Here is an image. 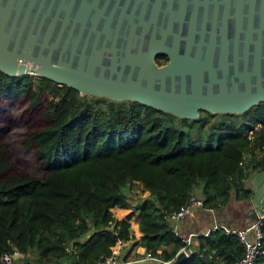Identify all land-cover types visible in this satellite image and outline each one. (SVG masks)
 <instances>
[{"label": "trees", "instance_id": "16d2710c", "mask_svg": "<svg viewBox=\"0 0 264 264\" xmlns=\"http://www.w3.org/2000/svg\"><path fill=\"white\" fill-rule=\"evenodd\" d=\"M168 61L166 54L156 58L159 65ZM5 103L23 111L21 122L0 113V264L16 249L23 264L106 259L119 240H133L135 211L119 220L113 209L132 208L135 185L149 195L137 201L143 236L125 258L142 246L162 260L144 264H171L184 242L168 214L198 190L205 206L215 209L250 200V175L264 171V101L251 106L245 132L234 122L222 124L219 129L231 133L216 145L193 137L194 130L203 134L214 112L187 118L139 100H89L81 89L48 76L34 83L31 74L0 71ZM17 126L23 128L22 145L46 164L42 173L32 174L14 156L6 136ZM196 239L197 248L193 242L190 257L179 264H233L243 256L237 235L216 230Z\"/></svg>", "mask_w": 264, "mask_h": 264}, {"label": "water", "instance_id": "95a60500", "mask_svg": "<svg viewBox=\"0 0 264 264\" xmlns=\"http://www.w3.org/2000/svg\"><path fill=\"white\" fill-rule=\"evenodd\" d=\"M0 71L182 117L241 111L264 101V0H0ZM250 180L264 215V171Z\"/></svg>", "mask_w": 264, "mask_h": 264}, {"label": "built area", "instance_id": "2783aa9c", "mask_svg": "<svg viewBox=\"0 0 264 264\" xmlns=\"http://www.w3.org/2000/svg\"><path fill=\"white\" fill-rule=\"evenodd\" d=\"M199 209H205L212 214L214 218L213 225L210 226L205 233L183 232L180 229L181 221L185 217L194 214ZM167 219L169 224L173 228L175 235L181 238L184 242V246L179 250V252L181 250H185L189 256L192 252L193 242L197 237L209 236L211 232L216 230H222L226 235H237L239 237L240 242L244 247V252L243 256L234 261L233 264H257L259 258L264 256V215H258L255 220H253V222H251L246 227H231L218 222L215 216V208L206 207L204 204V200L201 197L193 195L179 209L168 214ZM128 242L119 240L117 244L112 248V254L106 259L99 260L96 264H144L149 260L162 261L160 258L153 256L150 252L147 251L143 256L140 257L130 256L128 258H125L126 249L124 248L126 247ZM21 256H23V253L17 249L13 252H7L2 256V263L15 264L16 260ZM173 260H171L170 263Z\"/></svg>", "mask_w": 264, "mask_h": 264}, {"label": "rangeland", "instance_id": "374dc122", "mask_svg": "<svg viewBox=\"0 0 264 264\" xmlns=\"http://www.w3.org/2000/svg\"><path fill=\"white\" fill-rule=\"evenodd\" d=\"M156 61V60H155ZM33 76L34 83H37L38 75L31 74ZM83 94L86 96L89 100H98V98H109L114 99L112 96L104 95V94H96L89 91L83 90ZM116 100V99H115ZM126 100V99H124ZM251 107H247L244 110L241 111H226V112H216L215 117L210 121L208 126L203 130V134L201 135L199 131L194 130L193 131V137L198 143H209L213 141V144L216 145L218 141V137L220 136H227L231 132L230 131H224L220 130V126L222 124L231 125L232 122L235 123V126L239 129V132H245L243 128L248 125V122L251 118ZM202 109L198 110L201 111ZM2 111H7L12 117H14L17 121L21 122V114L23 111V106L14 107L10 103L0 104V113ZM172 113V111L170 112ZM175 114V112L173 113ZM231 114V115H229ZM243 114V115H241ZM177 115V114H175ZM178 116V115H177ZM182 117V116H178ZM187 118H191L188 116H184ZM23 128L20 126H17L14 130L9 132L6 136L7 142L9 143L13 154L15 157L19 158L24 165H26L29 169V171L32 174H39L46 170V164L44 162L39 161L36 158V155L32 149L26 148L22 145V137H23ZM215 135L213 138L211 136ZM214 139V140H213ZM250 157L247 155L245 157V163L249 162ZM143 187V186H142ZM141 185H135L133 186L132 190L136 197H132V200L130 201L132 210L137 209V201L138 199H141L148 194L147 191H144L142 189ZM196 196L197 193L195 194ZM243 201V202H241ZM238 201L236 199L231 201V206L234 207L236 210L240 209H248L251 205V199L250 200H241ZM115 215L117 216V209H113ZM252 211L253 208H252ZM132 212V211H131ZM255 212V211H254ZM128 216V215H127ZM126 216V218H127ZM139 217L135 214V216L131 219V231H133V225L136 221H138Z\"/></svg>", "mask_w": 264, "mask_h": 264}, {"label": "crops", "instance_id": "0c3cea01", "mask_svg": "<svg viewBox=\"0 0 264 264\" xmlns=\"http://www.w3.org/2000/svg\"><path fill=\"white\" fill-rule=\"evenodd\" d=\"M248 186L252 189L253 184L251 180L248 181ZM142 187V185H141ZM143 189V187H142ZM148 192V191H147ZM149 195L146 194V196ZM197 195L198 197H201V191L198 190ZM243 202V201H241ZM252 205L248 209H240L236 210L234 207L231 206V203L226 205L225 207L215 209V216L218 222L223 223L225 225L231 226V227H237L242 228L248 226L255 218L259 215L256 214L254 211H252ZM117 209V218L119 220H125L126 216L133 212L132 208L125 209V208H116ZM135 214L139 217V214L135 210ZM139 221H136V225H133V240L129 241L128 244L124 249H126L125 254H128V251H130L131 245L140 240L143 236V233L139 229ZM214 223V218L211 213H209L205 209H199L194 214L185 217L181 223H180V229L185 233H192V232H198V233H205L210 226H212ZM197 239L194 240V247L197 248L198 243ZM146 252V248L139 246L132 250L130 253V256L132 257H140L143 256ZM15 264H23L21 259L18 258L16 260Z\"/></svg>", "mask_w": 264, "mask_h": 264}]
</instances>
